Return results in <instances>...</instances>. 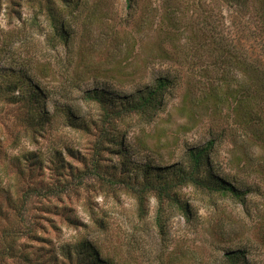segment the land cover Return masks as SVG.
I'll list each match as a JSON object with an SVG mask.
<instances>
[{"label":"rangeland","instance_id":"obj_1","mask_svg":"<svg viewBox=\"0 0 264 264\" xmlns=\"http://www.w3.org/2000/svg\"><path fill=\"white\" fill-rule=\"evenodd\" d=\"M46 6L67 22V45L53 35ZM206 16L248 56L264 58L251 6L136 0L128 10L125 0H0V84L21 85L19 71L27 70L48 92L52 115L41 132L31 133L23 123L25 101L5 97L18 92L0 94V264H68L67 253L75 256L88 242L113 264H225V253L234 249L244 251L243 264H264L263 151L245 142L227 105L212 113L201 109L203 61L159 56L160 47L176 55L171 44L196 37ZM53 36L55 47L48 41ZM164 74L174 83L162 108L150 118L113 121L114 129L107 128L123 145L99 140L101 110L83 92L129 94ZM211 139L215 171L248 188L244 202L183 187L192 220L164 203L163 232L154 222L153 193L139 217L128 189L83 174L93 162L105 177L127 172L134 180L146 165L165 172ZM245 152L247 162L235 167L233 155ZM30 189L36 192L25 194Z\"/></svg>","mask_w":264,"mask_h":264},{"label":"trees","instance_id":"obj_2","mask_svg":"<svg viewBox=\"0 0 264 264\" xmlns=\"http://www.w3.org/2000/svg\"><path fill=\"white\" fill-rule=\"evenodd\" d=\"M221 1L245 10L251 6L258 20L262 37L260 46L264 51V0ZM125 2L128 10L134 9L136 0H125ZM46 11L53 35L57 34L59 41L67 45L69 41L66 32L67 22L64 18H58L51 6H46ZM194 35L195 33L186 37L183 43L171 44V48L178 51H174L176 55H165V49L160 47L159 56H166L169 60L178 63L185 61L191 64L203 61L202 63L205 64L201 74L203 81L198 82L204 89L197 99L201 109L212 113L219 110L221 105H227L232 122L242 130L245 142H250L254 147L261 149L264 159V58L248 56L233 38L228 40L223 35L220 25L210 22L208 16L199 28L198 35L196 37ZM55 36L48 41L54 42ZM52 47H55L54 43ZM188 51L193 54L188 55ZM203 53H208L204 60H202ZM19 72L21 85L6 81L0 84V94L17 91L19 95L17 98L14 95H5V97L9 101H25L24 128L31 133H39L51 122L52 115L48 112V92L27 70ZM173 83L174 79L164 74L156 77L151 84L137 88L129 94H114L97 88L85 90L84 100L96 103L101 110L97 125L99 140L112 143L114 146L123 145V140H118L116 135L110 133L114 129L113 121L131 114L150 118L149 116L162 108L165 94ZM22 86H25V89ZM66 112L70 113V108L65 114ZM67 122L71 125L84 126L82 122L74 123L71 120ZM108 126H111L112 130L108 129ZM98 144L101 143L98 141ZM243 144L244 141H241L235 146L238 148ZM213 147L214 141L211 139L201 146L189 148L184 163L172 165L165 172H153L146 165L140 169V177L137 175L134 180H129L127 172H120L116 177V173L112 171L108 173V177H105L99 173V167L95 162L83 174L96 175L104 179L108 185H118L128 189L136 199L139 217L146 215L147 196L153 193L157 200L154 222L163 232L168 219L164 213V203L171 210L179 211L187 221L192 220L191 205L188 200L182 199L179 193L183 187L191 186L208 194H217L240 203L244 202L249 192L248 188L240 189L237 181L215 171L211 159ZM246 159L248 158L245 152L241 155H233L232 162L238 167L243 161L245 164ZM34 192L36 189H30L25 194ZM83 247L80 248L81 251L75 253V256L67 253L68 264H113L104 258L92 243L83 244ZM244 259L245 253L242 249L227 250L224 255L225 264H243Z\"/></svg>","mask_w":264,"mask_h":264}]
</instances>
